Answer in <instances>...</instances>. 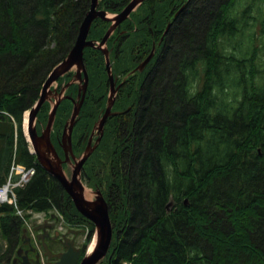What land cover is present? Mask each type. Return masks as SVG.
I'll list each match as a JSON object with an SVG mask.
<instances>
[{"label":"trees","instance_id":"16d2710c","mask_svg":"<svg viewBox=\"0 0 264 264\" xmlns=\"http://www.w3.org/2000/svg\"><path fill=\"white\" fill-rule=\"evenodd\" d=\"M129 1L100 0L99 9L118 13ZM173 1L184 0L142 3L133 21L123 23L126 31L117 30L107 41L112 73L124 80L114 107L130 110L117 137L116 118L106 121L82 179L89 188H100L108 202L111 264H264V85L258 82L259 47L255 44L238 56L241 44L233 45L247 31L258 43L254 14H264L263 9L254 8L258 0L248 1L241 13L235 8L239 0H189L160 43L162 29L157 32L153 59L143 71H134L151 50L153 38L145 23H167ZM90 4L91 0H0V185L12 162L35 167L31 180L14 190L19 206L57 211L67 225L87 223L89 238L93 223L78 213L58 181L37 163L23 120L48 74L73 47ZM261 23L264 32V20ZM109 26L94 20L88 39L100 41ZM84 62L88 86L73 129L76 156L83 152V136L101 116L108 95L102 52L86 48ZM69 78L70 74L61 79ZM68 93L75 96L76 85ZM49 110L45 102L37 114L38 133ZM71 110V102L63 100L51 133L60 157L58 142ZM21 233L13 207L0 205V239L6 245H0V264H11Z\"/></svg>","mask_w":264,"mask_h":264},{"label":"water","instance_id":"95a60500","mask_svg":"<svg viewBox=\"0 0 264 264\" xmlns=\"http://www.w3.org/2000/svg\"><path fill=\"white\" fill-rule=\"evenodd\" d=\"M99 1L100 0H91L90 8L79 27L78 35L73 47L71 48L67 56L51 70L46 80L44 81L38 100L27 112L25 133L32 147V151L35 154L37 163L46 173H48L52 178L58 181L63 190L70 197L71 201L74 204V207L79 212V214L94 225V248L91 252H85L79 264H99L101 261H103L109 251L113 235V228L109 215V207L100 188L97 187L95 189H91L87 187L82 179L81 174L85 162L96 149L98 143L100 142V139L102 138L104 126L107 119L110 116H114L117 114L111 111L117 91V79L112 73L110 52L107 49V41L113 34L114 30L122 22L126 21L131 13L145 0H130L129 3L119 13L115 14H111L106 10L99 9ZM96 19H101L110 23V26L108 27L107 31L100 41L88 39L91 25ZM86 48L98 49L103 53L106 73L109 82V96L107 100V106L103 115L98 118L92 128L90 140L88 141L87 146L79 156H75L72 151V133L77 122V118L79 116L88 86V74L84 62V50ZM152 56L153 50L135 68L134 71H143ZM71 70L76 71L75 79L80 82V87L77 96L78 101H74L73 103L71 115L64 125L61 139L59 141L60 147L64 153V159H62L51 140V133L54 126L57 109L61 101L67 97L64 96V92L66 90L65 88H67L69 84L66 85L61 90V92L55 96V101L52 103L51 108L48 112L47 122L42 127L40 133H38L36 129V119L42 105L46 101H50V86L55 81H57L58 78L64 76ZM96 132L99 133V137L97 138L96 142L92 144L91 140ZM64 164H66V166H71L70 178H68L65 174ZM86 187L88 189H91L93 199H89V197H86L85 193L89 192L88 194H90V191ZM51 218H55V216L52 215ZM46 228L47 226L45 224H41L35 227L34 230L36 232L37 239L43 241L44 255L49 259H58L57 261L50 264H76L79 260L82 250L81 248L76 247L74 239L70 238L69 235L73 234L74 236H76L79 232H83V230H68L65 234L61 235L56 232L53 238L55 239L59 237L60 242L62 243L63 247L66 248V251L53 254L49 249L47 243L44 241L45 236L37 233L40 230L42 231V229ZM21 240L22 243L30 242V238L25 236V231L21 236ZM21 249L22 248L19 247V249L16 251L18 257L20 255ZM31 250H35V248ZM25 252L26 254L20 258L22 260L21 264H27L26 258L29 250H26ZM12 264H15V260L12 261Z\"/></svg>","mask_w":264,"mask_h":264},{"label":"flooded vegetation","instance_id":"af4514ba","mask_svg":"<svg viewBox=\"0 0 264 264\" xmlns=\"http://www.w3.org/2000/svg\"><path fill=\"white\" fill-rule=\"evenodd\" d=\"M147 0H145L143 3H145ZM189 0H184L183 2H176V1H173L174 2V4L173 5H171V7H170V13L173 15L172 16V18L166 23L164 20H162V19H158V20H154L152 23H156V24H152V23H145V28H146V30L147 31H149L150 32V34H151V37L153 38V41H152V44H151V50H150V53H151V51L153 50V56H152V58L151 59H153V57H154V55H155V46H156V42H155V36L157 35V32H159L161 29H162V32H161V35L159 36V43L160 42H162V40H163V38H164V36L167 34V32H168V30H169V28L171 27V23H172V21H173V19H176L178 16H179V14H181V12L185 9V7H186V4H187V2H188ZM149 5V4H148ZM162 5V4H161ZM146 6H147V3H146ZM138 8V7H137ZM137 8L131 13V15L129 16V18L128 19H126V20H131V21H133V19H132V15H133V13L137 10ZM164 12H165V9H164ZM125 22V21H124ZM124 22H122L115 30H114V32H113V34L114 33H116V31L117 30H119L120 31V33H123V32H125L126 30L125 29H122L121 27H122V25H123V23ZM110 24V23H109ZM157 26H159V29H158V31L157 30H155L156 28H157ZM161 27H163V28H161ZM98 50V49H97ZM149 53V54H150ZM148 54V55H149ZM147 55V56H148ZM147 56H145V58L147 57ZM145 58H143L140 62H139V64L145 59ZM150 59V60H151ZM149 63V62H148ZM138 64V65H139ZM147 66V65H146ZM146 68V67H145ZM144 68V69H145ZM68 74H70V78H69V80L66 82H64L61 78L63 77H60V78H58V80L57 81H55L51 86H50V88H49V91H50V101H46L48 104H49V106H50V108H51V105H52V103L55 101V96L56 95H58V93H60L61 92V90L66 86V85H68L69 84V86L67 87V88H65L66 90H65V92H64V96H67L66 98H64L63 100H69L70 102H71V104H72V109H73V103H74V101L75 102H77L78 101V99H77V96H78V92H79V87H80V82L77 80V79H75V74H76V71L75 70H71L70 72H68L67 74H65L64 76H67ZM116 86H117V91H116V94H115V100H114V104H113V106H112V109H111V111L113 112V113H117L116 115H114V116H110V117H115L116 119L113 121V124H114V126H115V136L117 137L118 135H120V133L122 132L123 133V131H121L122 130V124L124 123L123 122V117L125 116V114L127 115V113L129 112V110H130V107H128V108H121V109H115V107H114V105H115V102L118 100V98H119V96L122 94V92H121V87L124 85V80H119V78H117L116 77ZM71 85H76V91H77V93H76V95L75 96H73V95H70L69 93H68V89H69V87L71 86ZM108 96H109V82H108V95H107V100H108ZM62 100V101H63ZM61 101V102H62ZM107 102V101H106ZM61 104V103H60ZM60 106V105H59ZM106 106H107V103L105 104V106H104V108H103V110H102V114H101V116L103 115V113H104V111H105V109H106ZM71 112H72V110H71ZM71 115V114H70ZM129 115V117L131 116L130 114H128ZM100 116V117H101ZM99 117V118H100ZM109 117V118H110ZM108 118V119H109ZM107 119V120H108ZM91 132H92V130H91ZM91 132L88 134V135H84L83 136V140H82V142L81 143H83L84 144V149H85V147L87 146V144H88V141L90 140V135H91ZM103 133H104V130H103ZM72 135H73V133H72ZM103 136V135H102ZM99 137V133H95L94 134V136L92 137V144H94L95 142H96V140H97V138ZM60 139H61V136H60V138H59V141H60ZM52 140V139H51ZM101 140V139H100ZM59 143V142H58ZM73 143V142H72ZM99 144V143H98ZM72 147H73V144H72ZM61 148V147H60ZM73 150V149H72ZM59 154V153H58ZM60 155V154H59ZM62 159H64V153H63V157H61ZM64 167H65V169L67 168V166H66V164H64ZM101 190V189H100ZM101 192H102V190H101ZM102 194H103V192H102ZM103 196H104V194H103ZM106 200V199H105ZM107 204H108V202H107ZM171 205L172 204H169L168 206H167V208L169 209V210H171L170 208H171ZM108 207H109V205H108ZM109 212H110V208H109ZM43 224H45L46 226H47V228L46 229H42V231L40 230L39 232H37L38 234H41L42 236H45V242L47 243V245H48V247H49V249L51 250V252L53 253V254H57V253H60V252H64V251H66V248L65 247H63V245H62V243L60 242V239H59V237H57V238H53L54 236H55V233L57 232V223H56V220L54 219V218H51V217H47V218H45L44 219V221H43ZM69 229H67L65 232H67ZM75 231H82V228H78V229H74ZM65 232H61V234H64ZM69 237L70 238H73L74 239V241H75V245L77 246V247H79V248H81V255H80V257H79V260H78V262L76 263V264H79L80 263V260L82 259V257H83V255L85 254V245L82 243V242H80L79 240L83 237V232H79L76 236H74L73 234H70L69 235ZM77 242H79L80 244H78ZM18 247H21L22 249H21V251H20V255H19V257L17 256V254H15L14 255V260H15V264H21V262H22V260L20 259L22 256H24L25 254H26V250H29V252H28V254H27V258H26V262H27V264H50V263H53V262H55V261H57L58 259H56V258H52V259H49L47 256H45L44 255V250H43V241L42 240H40V239H38V242H37V245H36V247H39L38 249H39V251H38V249L33 245V243L30 241L29 243H22V240L20 241V243L18 244ZM35 248V250H31V249H34ZM109 251H111L110 252V254H109V252H108V254H109V256L107 257V258H105L103 261H101L99 264H111V259L113 258V252H114V250H109ZM40 252V253H39ZM107 254V255H108Z\"/></svg>","mask_w":264,"mask_h":264},{"label":"rangeland","instance_id":"374dc122","mask_svg":"<svg viewBox=\"0 0 264 264\" xmlns=\"http://www.w3.org/2000/svg\"><path fill=\"white\" fill-rule=\"evenodd\" d=\"M250 0H239L235 6V8L237 9V11L239 13H241L245 7L247 6V3ZM263 9V13H264V0L261 2L258 0V3L255 4L254 8L259 9V8ZM255 17H257L258 21L256 22L255 25V35L256 38L258 39V43H253L251 40V33L249 31L245 32L244 36H240L239 38L234 39L233 45L235 43H240L241 44V48L240 51L237 50L238 53H236L238 56H244L248 51H250L253 46L255 44H257V46L259 47V51H258V58H257V64L259 66V69L262 71V75L263 78L261 79V77H259L258 82L261 85H264V32L262 31V26H261V21L264 20V14L260 15V14H254ZM250 33V34H249ZM261 79V80H260ZM257 82V83H258ZM26 114V113H25ZM27 115V114H26ZM25 118V117H24ZM24 120H23V133L25 132V127H24ZM25 134V133H24ZM98 166V164H97ZM99 167L97 172L99 171ZM65 174L68 178H70L71 175V166H67V168L65 169ZM87 188V187H86ZM88 189V188H87ZM90 191V194L86 193L85 195L87 196V198L89 197V199H93V194L91 192V189H88ZM173 207V204L171 205ZM43 217L39 218L36 217L35 215H30L27 220L29 221L30 226H35L39 220H42ZM69 227L72 228H84L88 231L91 230V227L86 223V224H75V225H69ZM85 236H83L79 241L82 242L83 244H85ZM2 240L0 239V245H3V242H1ZM92 241V240H91ZM91 241L88 243V238L86 239V246L87 248L89 247V245L91 244ZM78 244H80L79 242H77ZM88 243V244H87ZM86 248V247H85ZM87 248L85 251H87Z\"/></svg>","mask_w":264,"mask_h":264},{"label":"built area","instance_id":"2783aa9c","mask_svg":"<svg viewBox=\"0 0 264 264\" xmlns=\"http://www.w3.org/2000/svg\"><path fill=\"white\" fill-rule=\"evenodd\" d=\"M34 167H26L12 162L6 183L0 186V205L9 204L13 206L16 216L23 222V225L30 228L26 216L32 214V210L22 209L14 194V189L24 187L35 175ZM34 214V213H33Z\"/></svg>","mask_w":264,"mask_h":264},{"label":"bare ground","instance_id":"6f19581e","mask_svg":"<svg viewBox=\"0 0 264 264\" xmlns=\"http://www.w3.org/2000/svg\"><path fill=\"white\" fill-rule=\"evenodd\" d=\"M131 45V44H130ZM125 46V45H124ZM129 46V45H128ZM127 46V47H128ZM124 48V47H123ZM129 48V47H128ZM124 50V49H123ZM128 50V49H127ZM129 52V51H128ZM92 72L96 73L95 71L92 70ZM97 74V73H96ZM224 110V109H223ZM4 114V113H3ZM27 114V113H26ZM25 114V119H24V127H25V132H26V120H27V115ZM222 114V113H221ZM9 117V116H8ZM7 125V124H6ZM13 133V132H12ZM5 137V136H4ZM4 139V138H3ZM3 141V140H2ZM8 146V145H7ZM89 193V192H87ZM86 194V193H85ZM87 197V196H86ZM187 200V199H186ZM185 200V202H186ZM173 204V203H172ZM184 205V204H183ZM187 206V205H186ZM172 207V206H171ZM167 211L169 212V209H167ZM171 211V210H170ZM166 214V213H165ZM168 215V214H167ZM94 244H95V239H93V242L91 243L89 249H88V252H91V250L93 249L94 247Z\"/></svg>","mask_w":264,"mask_h":264}]
</instances>
